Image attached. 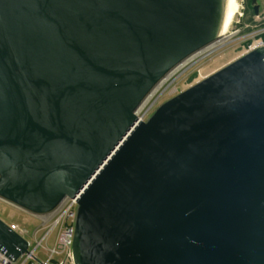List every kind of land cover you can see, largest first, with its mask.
I'll return each instance as SVG.
<instances>
[{
  "label": "water",
  "instance_id": "water-1",
  "mask_svg": "<svg viewBox=\"0 0 264 264\" xmlns=\"http://www.w3.org/2000/svg\"><path fill=\"white\" fill-rule=\"evenodd\" d=\"M228 3L0 0V198L76 195L73 264H264V45L135 112ZM28 246L0 219L2 253Z\"/></svg>",
  "mask_w": 264,
  "mask_h": 264
},
{
  "label": "rangeland",
  "instance_id": "rangeland-1",
  "mask_svg": "<svg viewBox=\"0 0 264 264\" xmlns=\"http://www.w3.org/2000/svg\"><path fill=\"white\" fill-rule=\"evenodd\" d=\"M237 1L239 7L226 35L219 37L218 41H215L211 52L207 49L197 55L196 58L194 57L191 59L188 57L189 59L187 63H184L181 66L180 70L182 72H179L178 70L179 74H176V78H178H173L175 75H172L166 80V82L169 83L162 86V88L165 87V89L163 88L165 92L159 94L160 97L158 96L159 98H157L154 105L148 110L145 119H147L165 100L171 98L214 71L224 67L234 59L259 45L260 41L264 38L262 37L264 36V0H257L259 5V13L257 15L251 13V9L246 8V0ZM250 18H252V22H249L248 19ZM247 28H251V30L246 31ZM257 34L260 35L258 36ZM248 39L251 40L250 44L248 46H242L243 42ZM193 71H196L197 75L192 81H189L188 76ZM172 78L173 81L170 82ZM50 216L51 212L40 215L32 214L31 212L0 198V219L7 225L15 223L19 228H25L28 233L25 234L24 237L31 241L30 249H34L36 255L35 258H28L24 262V257L18 258L15 261V264H20L21 262L22 264H34V262L37 263L38 261L47 258L48 252L45 248L50 249L54 246L58 227H53L48 232V235L46 236L47 238L43 239L41 245H37L36 248V242L33 240L32 233L35 230H38L35 238L36 240L41 239V236H43L49 227L52 226L53 220L50 219ZM53 259L64 261V264H73L71 260L65 257L64 252L55 253Z\"/></svg>",
  "mask_w": 264,
  "mask_h": 264
},
{
  "label": "built area",
  "instance_id": "built-area-1",
  "mask_svg": "<svg viewBox=\"0 0 264 264\" xmlns=\"http://www.w3.org/2000/svg\"><path fill=\"white\" fill-rule=\"evenodd\" d=\"M259 45H264V38L260 41ZM212 49H213V46L209 48V52H211ZM200 53H202V51H199L193 54L192 56H190V58L191 59L194 57L196 58V56L199 55ZM184 63H187V61ZM182 65L174 69L172 73H170L163 81H161L160 85L156 86L140 103L139 107L135 111L139 119H143V120L145 119V116L148 110L154 105L157 98L160 97L159 94L165 92L164 91L165 87H163L164 88L163 89L162 86L167 85L169 83V82L167 83L166 80L170 78L172 75H175V77L173 78H176V74L178 73V70L179 72H182L180 70ZM173 78L170 80V82L173 81ZM76 211H77V196L76 195L74 197L65 196L58 203V205L51 211L50 219L53 220L52 226H50L49 229L45 232V234L41 236V239L36 240L35 238V235L37 234L38 230H35L32 233L33 240H35L36 242L35 243V248H36L37 245H41V242L43 239L47 238L46 236L48 235V232L53 227L55 226L58 227V232H57V236L55 237L54 246L50 249L45 248L46 251L48 252L47 258L45 260L38 261L37 263L34 262V264H64V261H58V260L53 259L54 254L57 252H64L65 257L71 260V257H72L71 247H72V242H73V232H74V224H75V219H76ZM9 226L12 230L16 231L23 237L25 234L28 233V231L25 228H19V226L15 223H11ZM27 241L29 245L28 247L30 249L31 241L28 239ZM21 257H24L23 262L26 261V259L28 258H35L36 255L34 253V249H30V252L21 255ZM0 264H15V261H12L4 253L0 251ZM20 264H22V262Z\"/></svg>",
  "mask_w": 264,
  "mask_h": 264
},
{
  "label": "bare ground",
  "instance_id": "bare-ground-1",
  "mask_svg": "<svg viewBox=\"0 0 264 264\" xmlns=\"http://www.w3.org/2000/svg\"><path fill=\"white\" fill-rule=\"evenodd\" d=\"M238 7L239 6L237 0H229L226 18L222 27V31L220 33L221 36H225L226 33L228 32V29L233 21V18L238 10Z\"/></svg>",
  "mask_w": 264,
  "mask_h": 264
},
{
  "label": "trees",
  "instance_id": "trees-1",
  "mask_svg": "<svg viewBox=\"0 0 264 264\" xmlns=\"http://www.w3.org/2000/svg\"><path fill=\"white\" fill-rule=\"evenodd\" d=\"M248 3H250V0H248V2H246L247 5H249ZM245 9H246V8H245ZM249 9H251V10H250L251 13H253V14L255 15L252 6H250ZM245 11H246V10H245ZM248 20H249V22H252V21H253L252 18H250V19H248ZM263 25H264V22H263ZM249 30H251V28H250V29H249V28L246 29V31H249ZM257 35L259 36L260 34H257ZM250 42H251V40L248 39V40H246L245 42H243V45H242V46H248V45L250 44ZM196 75H197L196 71H193V72L188 76V80H189V81H192L193 78H194Z\"/></svg>",
  "mask_w": 264,
  "mask_h": 264
},
{
  "label": "flooded vegetation",
  "instance_id": "flooded-vegetation-1",
  "mask_svg": "<svg viewBox=\"0 0 264 264\" xmlns=\"http://www.w3.org/2000/svg\"><path fill=\"white\" fill-rule=\"evenodd\" d=\"M247 2H248V0H246ZM249 5H247L246 4V8L248 9V8H250V6H251V4L250 3H248Z\"/></svg>",
  "mask_w": 264,
  "mask_h": 264
}]
</instances>
